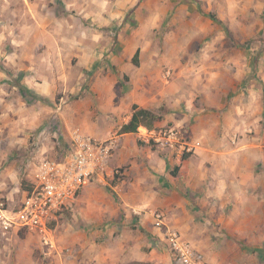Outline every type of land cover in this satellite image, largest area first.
I'll return each mask as SVG.
<instances>
[{"label":"rangeland","instance_id":"1","mask_svg":"<svg viewBox=\"0 0 264 264\" xmlns=\"http://www.w3.org/2000/svg\"><path fill=\"white\" fill-rule=\"evenodd\" d=\"M189 1L0 0V264H176L155 211L205 264H264V0ZM228 90L235 93L226 97ZM140 95L162 104L154 112L163 119L180 121L156 129L176 127L190 144L203 141V125L229 128L225 146L250 150L251 165L235 154L228 163L238 162L242 175L230 169L222 178L220 162L206 161L204 173L219 179L214 194L203 200L204 183L199 198L183 189L185 205L167 211L143 171L150 150L165 148L137 133L118 139ZM208 97H237L245 117L231 115L224 127L219 119L231 103L208 107ZM76 132L116 140L104 172L47 232L5 229L1 210L19 209L22 180L29 184L44 159L65 157ZM131 167L143 204L122 199Z\"/></svg>","mask_w":264,"mask_h":264},{"label":"built area","instance_id":"2","mask_svg":"<svg viewBox=\"0 0 264 264\" xmlns=\"http://www.w3.org/2000/svg\"><path fill=\"white\" fill-rule=\"evenodd\" d=\"M137 136L144 142L169 148L178 156L192 154L195 147L183 141L176 127L158 129L140 127ZM73 149L62 159H44L36 168L29 189L24 191L23 202L15 211L1 210L5 229L25 230L29 233L47 232L59 223L71 209L80 191L91 180L104 172L116 146V140L96 141L75 133ZM154 226L173 253L176 264H205L203 256L178 230L167 225L162 212L153 213Z\"/></svg>","mask_w":264,"mask_h":264},{"label":"crops","instance_id":"3","mask_svg":"<svg viewBox=\"0 0 264 264\" xmlns=\"http://www.w3.org/2000/svg\"><path fill=\"white\" fill-rule=\"evenodd\" d=\"M226 91V90H225ZM220 91L218 92V97L221 98L222 94H220ZM234 94L235 92H230L229 90L227 92H223L224 96L228 97V95ZM223 96V97H224ZM235 99L233 101L228 100L220 104H215L212 100V97H208L209 101L206 102L208 107L217 108V107H228V111L226 113L222 114V117L219 119V122L223 124V126H227L225 122L230 118L231 115L236 116L237 118H244L245 116H240V114L237 115L238 112L244 113L246 112V107L243 104V107H240V100ZM134 104H138L140 107L149 109V110H156L160 107V105L155 101L150 100L149 98L143 97L142 95L138 96V98L134 101ZM133 105V104H132ZM170 106L169 104H167ZM245 114V113H244ZM132 115V110L130 113V116L128 117V120L125 121L118 129H120L124 124L128 123ZM172 114L168 113L164 116V119L161 122V125H174V126H180V121L177 118H172ZM158 122L157 124H159ZM215 126L212 125H203L201 126V137H203V141H192L190 144L193 145L196 149L193 154L188 159H182L180 156H176L174 151L171 149H163L158 150L155 152H152L150 150V154L146 155L145 158V164L143 167V171L145 174L150 175L152 177V180L150 182L149 187L151 189H154L157 196L160 198L161 203L160 206L166 209L167 211L173 208H170L172 206V203H176V211L180 209V206H184L186 200L179 199V195H181V192L183 189H186L189 191V193H193L196 198H199L201 193L204 191L203 186L201 183H204V185L207 184V189L204 192V201H208L211 197V195L214 194L213 187L216 185L215 181L218 182L219 179H215L213 177H216L214 175V172H211V174H205L204 173V165L206 161H219L221 164L220 171L222 173V178H225L226 173L228 174L230 172V169H234L232 173L236 174L239 173L242 175V168L240 167V164L238 162L235 163V165H231L228 163L230 160L233 159V155L236 154V157H238V161L243 160V162H246V166L251 165L250 161H253V158L251 155H249L250 150L244 151V152H235L238 151V148L235 147L234 149L231 147L225 146L226 140H228V137H232L233 132L229 130V128H219V130H214ZM218 131L222 134L218 136ZM136 135L134 134H127V135H121L118 137V139H121L125 136H132ZM212 139L213 142H210ZM212 143V144H211ZM264 143V142H262ZM261 148L260 151L262 154L264 153V145L258 144ZM138 149H140L138 147ZM238 153V154H237ZM161 154V155H160ZM233 161V160H232ZM241 162V163H243ZM195 163H197V167L195 168ZM227 164V167H226ZM117 164L116 166H118ZM247 169V168H246ZM245 169V170H246ZM202 170V171H201ZM250 172L251 170L248 169ZM247 171V174L250 175V173ZM253 170V169H252ZM127 173L130 175L128 176L127 180H125L122 183L123 186V198L125 201H132V202H138L143 204L144 199V191L141 187H134L133 188V180L131 179V175L134 173V167H131L130 170H127ZM253 175V171L251 172ZM206 175V176H203ZM196 177H201V182L197 183L195 180ZM219 177V176H217ZM221 177V176H220ZM213 178V179H212ZM212 179V180H211ZM211 180V181H210ZM153 181V182H152ZM203 181V182H202ZM210 181V182H207ZM130 182V183H129ZM209 184V185H208ZM88 185V184H87ZM86 185V186H87ZM85 186V187H86ZM84 187V188H85ZM83 188V189H84ZM90 190H86L87 193ZM143 197L141 198V196ZM141 198V199H140ZM175 199L177 201H175Z\"/></svg>","mask_w":264,"mask_h":264},{"label":"trees","instance_id":"4","mask_svg":"<svg viewBox=\"0 0 264 264\" xmlns=\"http://www.w3.org/2000/svg\"><path fill=\"white\" fill-rule=\"evenodd\" d=\"M185 2L190 3L189 0H184ZM200 11V8H199ZM202 13V12H201ZM210 20L216 21L219 24L223 25L224 27V32L229 37L230 39L232 38V34L230 29L225 26L224 22L221 21L218 16L214 13H209L205 14ZM140 54L141 50L137 49L135 52L133 58H132V63L134 66L139 67L140 65ZM0 67H1V62H0ZM125 79H129L128 76H124ZM16 86L25 90L24 86L20 84V82H16ZM163 120V116L161 114H158L154 112L153 110L145 109L140 107L138 104H133L132 105V115L128 123L124 124L119 132L118 135H127V134H134L138 132V129L140 127H145L147 129H154L156 127V124L160 121ZM191 156V154H184L182 159H188ZM29 184L26 183L24 180L21 182V188L25 191L29 189Z\"/></svg>","mask_w":264,"mask_h":264}]
</instances>
